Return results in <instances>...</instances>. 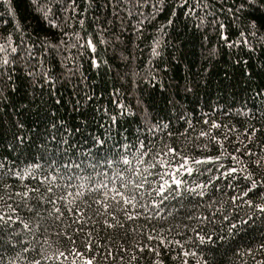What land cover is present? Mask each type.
<instances>
[{"label": "trees", "instance_id": "1", "mask_svg": "<svg viewBox=\"0 0 264 264\" xmlns=\"http://www.w3.org/2000/svg\"><path fill=\"white\" fill-rule=\"evenodd\" d=\"M0 46V264H264V0H0Z\"/></svg>", "mask_w": 264, "mask_h": 264}, {"label": "snow or ice", "instance_id": "2", "mask_svg": "<svg viewBox=\"0 0 264 264\" xmlns=\"http://www.w3.org/2000/svg\"><path fill=\"white\" fill-rule=\"evenodd\" d=\"M185 2H187V0H185ZM225 39H226V37H225ZM89 44H91L90 41H89ZM94 50L95 49L93 48V51ZM2 51H4V48H3V46H0V52H2ZM13 51H15V49H13ZM141 155H143V153H141ZM194 163L201 164V163H208V161H194ZM186 165H187V161L185 160L181 164V169L186 171L187 174L191 175L193 173L194 169H193V167L186 166ZM231 172H233V173L236 172V169H234V168L231 169ZM161 175H163V174H161ZM171 175L178 177L177 173H172ZM71 178L72 177L69 176V179H71ZM45 179H47V177H45ZM181 184H182V181L180 179H175V180H173L171 183H169L167 185L161 183L158 188L154 189V191L160 196L161 201H163L164 198L168 196L169 192L172 191L173 187L178 188ZM197 187H199L200 189H203L204 185H198ZM193 191H194V189H193ZM245 195H247V193H245ZM123 203H129V201L123 200ZM262 211H264V209H262ZM129 218L131 219L132 217H129ZM0 219H2V218H0ZM25 227L27 228L28 225H25ZM87 264H91V261H88Z\"/></svg>", "mask_w": 264, "mask_h": 264}]
</instances>
